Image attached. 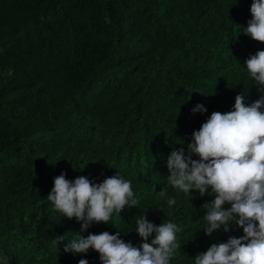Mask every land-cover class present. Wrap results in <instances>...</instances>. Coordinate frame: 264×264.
Masks as SVG:
<instances>
[{
	"label": "trees",
	"instance_id": "1",
	"mask_svg": "<svg viewBox=\"0 0 264 264\" xmlns=\"http://www.w3.org/2000/svg\"><path fill=\"white\" fill-rule=\"evenodd\" d=\"M251 4L0 0V264H101L95 250L65 252L59 235L119 231L139 246L144 214L182 229L171 264H195L212 244L244 235L236 225L206 235L202 205L213 194L175 189L166 165L212 112L233 110L238 94L260 98L245 64L264 50L243 34ZM193 100L207 111L193 113ZM62 172L94 183L119 172L138 204L82 231L46 199Z\"/></svg>",
	"mask_w": 264,
	"mask_h": 264
},
{
	"label": "clouds",
	"instance_id": "2",
	"mask_svg": "<svg viewBox=\"0 0 264 264\" xmlns=\"http://www.w3.org/2000/svg\"><path fill=\"white\" fill-rule=\"evenodd\" d=\"M250 12L252 18L243 34L264 43V0H252ZM245 64L260 98L246 104L244 94H238L233 110L212 112L192 133L187 152L183 147L174 149L167 158V181L172 187L185 194L195 191L201 197L213 194L210 196L214 199L202 205L206 235L221 228L228 232L233 225L244 232L239 238L229 237L227 242L214 243L198 253L195 264H264V50L250 55ZM191 103L193 113L207 111L196 100ZM66 177L62 172L54 178L46 199L53 211L81 222L82 231L94 223H110L114 212L138 204L132 182L119 172L100 183L86 176L74 180ZM159 195L164 192L161 190ZM175 203V198H168L169 206ZM136 225L135 232L143 241L139 246L126 243L119 231L89 233L71 240L66 233L59 235V242L68 241L65 252L86 254L95 250L101 264H171L180 248L177 233L182 229L171 221L157 226L146 214L137 218ZM78 264L89 261L80 259Z\"/></svg>",
	"mask_w": 264,
	"mask_h": 264
}]
</instances>
